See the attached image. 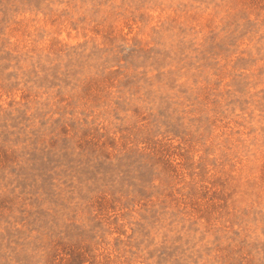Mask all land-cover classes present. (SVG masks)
<instances>
[{
    "label": "rangeland",
    "instance_id": "374dc122",
    "mask_svg": "<svg viewBox=\"0 0 264 264\" xmlns=\"http://www.w3.org/2000/svg\"><path fill=\"white\" fill-rule=\"evenodd\" d=\"M0 264H264V0H0Z\"/></svg>",
    "mask_w": 264,
    "mask_h": 264
}]
</instances>
